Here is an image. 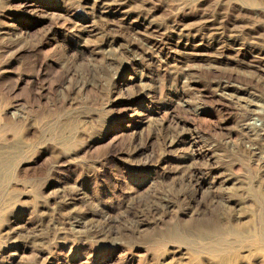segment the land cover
Masks as SVG:
<instances>
[{
  "label": "rangeland",
  "instance_id": "rangeland-1",
  "mask_svg": "<svg viewBox=\"0 0 264 264\" xmlns=\"http://www.w3.org/2000/svg\"><path fill=\"white\" fill-rule=\"evenodd\" d=\"M0 264H264V0H0Z\"/></svg>",
  "mask_w": 264,
  "mask_h": 264
}]
</instances>
